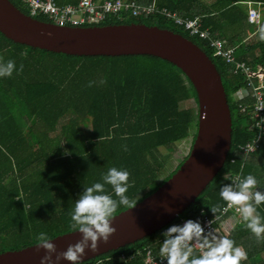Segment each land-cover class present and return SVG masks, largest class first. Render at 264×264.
I'll return each instance as SVG.
<instances>
[{
  "label": "trees",
  "instance_id": "trees-1",
  "mask_svg": "<svg viewBox=\"0 0 264 264\" xmlns=\"http://www.w3.org/2000/svg\"><path fill=\"white\" fill-rule=\"evenodd\" d=\"M9 1L30 16L23 0ZM55 1L64 5L79 0ZM136 1L156 2L159 11L141 16L122 12L82 26L144 24L180 34L215 63L232 113V147L223 170L170 226L189 219L202 224L205 218H212L217 230L234 219L236 225L226 237L246 251L247 259L241 264H264V240L257 241L235 208L223 213L227 205L219 194L225 184L248 174L257 178L255 190L264 192V133L256 152L246 156L241 150L256 140L259 118H255L254 99L233 97L248 87L247 77L235 64L215 56L209 42L191 37L184 26L162 13L166 9L183 20L198 18L200 29L228 51L234 50L237 61L245 62L252 71H264V40L258 31L264 27V0H214L213 4L203 0ZM249 3L259 6L258 25L249 22ZM34 18L50 22L44 16ZM0 59L14 60L17 68L23 64L22 72L0 77V254L37 245L40 232L52 240L77 232L70 227L75 202L85 187L103 182L109 168L130 173L126 195L137 206L189 157L196 140L198 99L192 82L174 64L154 57L56 55L14 44L1 32ZM90 81L94 82L91 87ZM253 84L259 85L257 79ZM261 90L264 94V86ZM191 100L196 109L189 105ZM187 142L185 159L163 177L166 154ZM105 187L116 198L111 186ZM217 205L222 211L214 214L211 208ZM128 210L121 205L114 217ZM257 210L264 217V204ZM167 228L84 264H147L148 251L160 257Z\"/></svg>",
  "mask_w": 264,
  "mask_h": 264
},
{
  "label": "water",
  "instance_id": "water-1",
  "mask_svg": "<svg viewBox=\"0 0 264 264\" xmlns=\"http://www.w3.org/2000/svg\"><path fill=\"white\" fill-rule=\"evenodd\" d=\"M0 32L14 44L56 55L158 58L181 69L197 94V133L189 157L157 191L135 208L114 217L111 226L116 232L107 243L98 242L95 252L86 249L80 264L161 232L184 215L223 170L232 147L228 96L215 63L190 40L171 30L144 24L61 27L23 14L9 0H0ZM81 238L77 231L50 242L60 253ZM37 247L0 254V264H40L46 250ZM59 264L71 262L61 259Z\"/></svg>",
  "mask_w": 264,
  "mask_h": 264
},
{
  "label": "clouds",
  "instance_id": "clouds-1",
  "mask_svg": "<svg viewBox=\"0 0 264 264\" xmlns=\"http://www.w3.org/2000/svg\"><path fill=\"white\" fill-rule=\"evenodd\" d=\"M258 31L259 38L264 40V27ZM22 71L23 64L17 68L14 60L5 62L0 59V77H11L14 72ZM105 82L100 81L101 84ZM93 83L90 81L88 86L91 87ZM129 176L127 170L111 167L102 176L103 182L85 187L70 214V227L78 230L82 238L75 244H69L66 251L57 253L56 245L50 242L52 239L49 235L40 232L36 236L37 250H46L40 264H59L61 259L80 264L86 249L95 252L98 242L102 240L107 243L116 232L111 221L118 207L122 205L133 209L137 204V201L126 195L130 186ZM257 184V178L252 174L243 178L237 176L233 183L225 184L219 194L227 205L223 212L235 208L257 241H261L264 240V217L257 208L264 204V192L255 190ZM106 185L111 186L116 198L106 193ZM211 211L216 214L222 209L217 205ZM163 236L159 255L167 260V264H241L247 259L246 251L236 246L234 240L219 236L214 230L205 232L199 221L189 219L183 225H172L163 232ZM54 253H57L55 261L52 259Z\"/></svg>",
  "mask_w": 264,
  "mask_h": 264
},
{
  "label": "built area",
  "instance_id": "built-area-1",
  "mask_svg": "<svg viewBox=\"0 0 264 264\" xmlns=\"http://www.w3.org/2000/svg\"><path fill=\"white\" fill-rule=\"evenodd\" d=\"M29 7L30 17L44 16L50 22L64 27V26H82L91 25L94 23L104 22L112 15H121L122 12L131 13L133 16L150 15L159 11V7L154 5L141 6L134 0H106L102 3L95 2L94 0H79L77 4H64L59 5L55 0H23ZM162 11V10H161ZM168 17L173 19L176 24L184 26L190 32L191 37H198L200 40L209 42L211 47L215 50V56H219L226 60L229 64H235L236 70H241L247 77L248 87L239 89L235 93V98L244 100L248 98L254 99V112L255 118H259L256 122L258 129L256 140L242 147V152L249 156L256 152L259 146V140L264 133V94L261 90L264 86V71L258 69L252 71L245 62L237 61L233 55L234 50L228 51L221 42L214 41L208 31L200 29V21L198 18L194 20H183L177 14L169 13L166 9L162 11ZM261 21V15L257 8L252 7L249 3V22L250 24L258 25ZM253 79H257L259 85L254 86ZM250 87L254 91L250 90ZM243 110L246 107L243 106ZM224 214L226 212H223ZM216 221V220H215ZM215 221L212 218H205L201 224L205 228V232L214 230L216 233ZM186 220H181V225ZM211 222V223H210ZM146 262L148 264H167L164 258L156 257L152 251L147 252Z\"/></svg>",
  "mask_w": 264,
  "mask_h": 264
},
{
  "label": "rangeland",
  "instance_id": "rangeland-1",
  "mask_svg": "<svg viewBox=\"0 0 264 264\" xmlns=\"http://www.w3.org/2000/svg\"><path fill=\"white\" fill-rule=\"evenodd\" d=\"M256 6L259 9V6L258 5H256ZM247 8H248V6H247ZM233 97L235 98L234 94H233ZM189 105H192V107L195 108L194 100H191L189 102ZM188 151H189V144L187 142V143H182L178 149L173 150L172 152L166 154V156L168 158L166 160V165H165L164 171H165V174L167 176L175 171L174 169L176 168V166L178 164H180L183 161V159L186 157ZM235 225H236V223L234 222V219L231 221H227L226 223L221 225V228L216 230V234H218L219 236H227L231 233V231L233 230Z\"/></svg>",
  "mask_w": 264,
  "mask_h": 264
},
{
  "label": "crops",
  "instance_id": "crops-1",
  "mask_svg": "<svg viewBox=\"0 0 264 264\" xmlns=\"http://www.w3.org/2000/svg\"><path fill=\"white\" fill-rule=\"evenodd\" d=\"M95 1V0H94ZM104 1H106V0H98V1H95V2H98V3H102V2H104ZM134 1H136V0H134ZM204 2H206V3H210V4H213L214 2H213V0H203ZM138 2V1H137ZM141 6H149V5H147L146 3H144V4H142L141 2H138ZM154 4H156V2H154V3H152V4H150V5H154ZM244 6H246V5H244ZM141 16V15H140ZM185 159V158H184ZM183 159V160H184ZM180 164H178L177 166H176V168L174 169V170H177V168H178V166H179ZM162 176L164 177V176H166V174H165V171H163L162 172ZM153 194V193H152ZM144 200V199H143ZM139 205V204H138ZM231 220H233V219H231ZM231 220H229V221H231ZM122 249H124V248H122ZM20 251H22V250H20ZM13 252V251H12ZM16 252V251H15ZM7 253V252H6ZM85 263H87V262H85ZM84 264V263H83ZM148 264V263H147Z\"/></svg>",
  "mask_w": 264,
  "mask_h": 264
}]
</instances>
